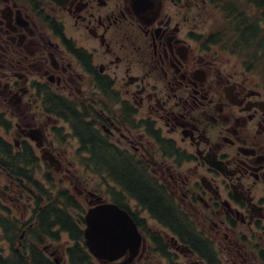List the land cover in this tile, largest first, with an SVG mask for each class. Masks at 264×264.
I'll use <instances>...</instances> for the list:
<instances>
[{"label": "flooded vegetation", "instance_id": "flooded-vegetation-1", "mask_svg": "<svg viewBox=\"0 0 264 264\" xmlns=\"http://www.w3.org/2000/svg\"><path fill=\"white\" fill-rule=\"evenodd\" d=\"M206 8L205 0H0V164L10 159L22 176L0 171V258H69L62 236L75 241L62 225L21 245L42 214H62L46 208L54 196L71 199L82 230L80 197L87 211L102 201L131 217L137 255L102 264H264V81L209 43ZM118 159L146 172L173 221L117 182ZM101 162L107 177L90 170ZM39 165L48 171L40 182ZM5 218L23 232L17 248Z\"/></svg>", "mask_w": 264, "mask_h": 264}, {"label": "trees", "instance_id": "trees-1", "mask_svg": "<svg viewBox=\"0 0 264 264\" xmlns=\"http://www.w3.org/2000/svg\"><path fill=\"white\" fill-rule=\"evenodd\" d=\"M222 17L221 25L214 31L216 33L211 40L216 41L217 45L223 48H229L231 51H239L241 55L252 63H261L264 61V0H206ZM95 157L106 159L109 152L104 149L96 148ZM5 164H0V171L5 173V177L15 179L17 182L22 178L19 168L12 161L6 158ZM95 167L91 166L90 170L95 174L107 177V163L101 162ZM112 174L117 182L126 187L133 193H136L140 201L147 205L158 219L165 216V220L173 221L171 214L167 212V206L164 202L156 197L155 192L150 190V183L144 170L137 166L122 163L119 159L113 161ZM0 176V178H4ZM48 206L46 208L62 209V214L46 212L35 223L34 229H28V240L36 242H44L54 237L49 229L51 223L62 225L64 232L69 233L71 239L75 241V245L68 248V261L70 264H95L94 260L86 252V248L82 245V230L78 226L71 214L69 208L71 199H63V203H56L57 197L47 196ZM52 200V201H51ZM163 209V210H162ZM52 214V215H51ZM1 222V221H0ZM44 222V223H43ZM4 228L13 227L11 231L5 230L11 239H17L20 229L15 228L16 224L11 220L4 219ZM53 235V236H52ZM7 240H10L8 238ZM37 243V244H38ZM39 245H42L39 244ZM18 254V253H17ZM37 255V252H32ZM0 264H51L46 258H31L30 262L26 258H0Z\"/></svg>", "mask_w": 264, "mask_h": 264}, {"label": "water", "instance_id": "water-1", "mask_svg": "<svg viewBox=\"0 0 264 264\" xmlns=\"http://www.w3.org/2000/svg\"><path fill=\"white\" fill-rule=\"evenodd\" d=\"M84 219L86 245L95 258L113 262L127 251L131 257L136 256L141 238L125 211L115 205L100 204L89 209Z\"/></svg>", "mask_w": 264, "mask_h": 264}, {"label": "rangeland", "instance_id": "rangeland-1", "mask_svg": "<svg viewBox=\"0 0 264 264\" xmlns=\"http://www.w3.org/2000/svg\"><path fill=\"white\" fill-rule=\"evenodd\" d=\"M207 9V12H206V16L204 17V19L207 21L209 18H210V16H211V18H210V20H209V22L207 23V32H214L220 25H221V18H220V15L218 14V12H213V9H210V8H206ZM227 51V55H229L230 57H231V59L233 60V62H236V63H238L239 64V61H240V59H241V54L240 53H231L229 50H226ZM256 72H257V74L259 75V76H261V75H264V61L262 62V65H261V68H258L257 70H256ZM70 154H75V152L74 151H71V152H69ZM70 170H71V172H73L72 170H73V168H70ZM74 170H75V174H77V175H79L80 176V178H81V176L83 175L82 174V169H80V168H76V167H74ZM46 172H48L47 171V169L44 167V166H40L39 165V169L38 170H36L35 171V175H36V179L40 182V181H42V179H41V177H42V173L44 174V173H46ZM63 175H66V172L65 171H63L62 173H60V174H58L57 176H56V178H55V181L53 180V182L54 183H58L57 182V179L59 178V179H61L62 180V176ZM92 178L93 177H91V179H89V185H90V187L91 188H93L94 189V186L96 187V184H98V183H96V182H94V178H93V180H92ZM7 183H3L1 186H0V189H2L3 188V186L4 185H6ZM61 186L62 187H68V188H70V190L71 191H73L72 190V187H70V185H67V184H61ZM56 188H58V186L56 187ZM82 188L81 187H79L78 188V190H81ZM74 195H76V193H75V191L74 192H72ZM78 198V197H77ZM79 205H80V207H81V209H80V211H79V214H81L80 216H84V214L86 213V211H87V208H88V206H86L85 205V203H84V198L83 197H80L79 198ZM7 206H11L10 204H7ZM72 212L73 211H71V214H72ZM74 213V212H73ZM76 214V213H75ZM2 238H1V236H0V249H3V247H4V245L2 244ZM70 240H69V237L66 235V234H64L63 236H62V242H63V244H64V246H69V244L71 243V242H69ZM14 243H15V247L17 248V239H15L14 240ZM28 244V243H27ZM23 245H24V243H23ZM4 248H6V246L4 247ZM64 259V258H63Z\"/></svg>", "mask_w": 264, "mask_h": 264}]
</instances>
